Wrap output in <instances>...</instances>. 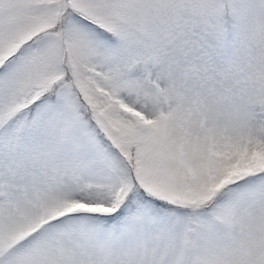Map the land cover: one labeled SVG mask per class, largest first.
Returning a JSON list of instances; mask_svg holds the SVG:
<instances>
[{
  "label": "snow or ice",
  "instance_id": "6c2138e0",
  "mask_svg": "<svg viewBox=\"0 0 264 264\" xmlns=\"http://www.w3.org/2000/svg\"><path fill=\"white\" fill-rule=\"evenodd\" d=\"M0 264H264V0H0Z\"/></svg>",
  "mask_w": 264,
  "mask_h": 264
}]
</instances>
